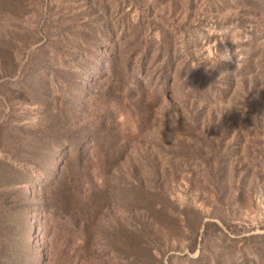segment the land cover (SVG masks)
<instances>
[{
    "label": "rangeland",
    "instance_id": "rangeland-1",
    "mask_svg": "<svg viewBox=\"0 0 264 264\" xmlns=\"http://www.w3.org/2000/svg\"><path fill=\"white\" fill-rule=\"evenodd\" d=\"M261 77L264 0H0V264H264Z\"/></svg>",
    "mask_w": 264,
    "mask_h": 264
},
{
    "label": "clouds",
    "instance_id": "clouds-1",
    "mask_svg": "<svg viewBox=\"0 0 264 264\" xmlns=\"http://www.w3.org/2000/svg\"><path fill=\"white\" fill-rule=\"evenodd\" d=\"M232 59L233 58H232V55L230 54L229 50L227 48H225L222 53L218 54V56H213V57L209 58L208 67L214 68L219 63L229 62ZM195 67H197V66H193V68H195ZM260 80H261V84H264V77H261ZM261 88H264V87H261ZM222 107L224 108L225 112H228L232 109L231 104L223 105ZM163 110H166V108ZM221 117H222V115H221Z\"/></svg>",
    "mask_w": 264,
    "mask_h": 264
},
{
    "label": "trees",
    "instance_id": "trees-1",
    "mask_svg": "<svg viewBox=\"0 0 264 264\" xmlns=\"http://www.w3.org/2000/svg\"><path fill=\"white\" fill-rule=\"evenodd\" d=\"M220 230V226L213 220H206L203 222L202 224V230L200 235L203 237L204 235H206L209 232H216ZM196 244V239L195 237L192 239L191 244L189 245L188 249L189 250H193L194 246Z\"/></svg>",
    "mask_w": 264,
    "mask_h": 264
}]
</instances>
